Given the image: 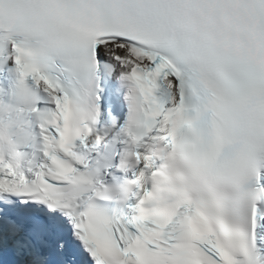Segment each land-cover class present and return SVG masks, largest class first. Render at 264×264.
<instances>
[{
    "label": "snow or ice",
    "instance_id": "1",
    "mask_svg": "<svg viewBox=\"0 0 264 264\" xmlns=\"http://www.w3.org/2000/svg\"><path fill=\"white\" fill-rule=\"evenodd\" d=\"M0 264H264V0H0Z\"/></svg>",
    "mask_w": 264,
    "mask_h": 264
}]
</instances>
